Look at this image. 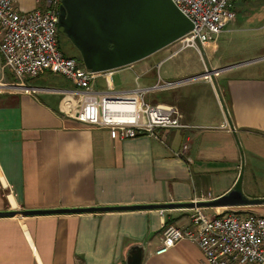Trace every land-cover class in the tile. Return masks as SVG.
<instances>
[{"label":"crops","instance_id":"1","mask_svg":"<svg viewBox=\"0 0 264 264\" xmlns=\"http://www.w3.org/2000/svg\"><path fill=\"white\" fill-rule=\"evenodd\" d=\"M16 6L29 12L41 4ZM255 29L234 20L196 49L168 46L95 79L92 89L104 92L107 82L113 91H129L194 77L145 95L150 104L175 106L185 129L112 140L106 129L63 110L75 87L51 73L26 80L39 89L35 94L0 95V212L208 202L229 193L239 176L245 197L264 199V73L255 70L264 54L240 55L243 44L233 53L231 38H223ZM206 70L217 74L205 80ZM114 79L135 85L115 89ZM0 82L15 83L1 56ZM203 212L264 217V204ZM191 214L181 208L0 218V264H125L133 247L143 251L141 264H203L190 241L156 255L163 227H187Z\"/></svg>","mask_w":264,"mask_h":264},{"label":"built area","instance_id":"2","mask_svg":"<svg viewBox=\"0 0 264 264\" xmlns=\"http://www.w3.org/2000/svg\"><path fill=\"white\" fill-rule=\"evenodd\" d=\"M60 0H37L41 7L22 12L15 0H0V56L3 69L15 83L4 86L9 91L35 94L39 89L26 84L45 73L59 75L75 89L66 95L64 111L74 110L76 121L89 127L103 128L112 140L124 141L138 136H155L159 130L185 129L183 116L171 105L150 104L145 95L158 89H170L188 81L161 82L150 88L129 91H94L93 83L102 73H94L58 48V11ZM190 20L192 30L179 43V50L198 48L221 34L234 21L236 0H170ZM175 52V53H178ZM217 73L202 75L211 80ZM79 100L77 105L76 101ZM66 109V110H65ZM120 114L118 120L112 117ZM184 145L183 150H186ZM206 202L197 198L194 204ZM162 213V212H161ZM187 227L166 224L162 244L156 255L165 254L181 241L196 244L204 256L203 264H264V217L256 214L226 212L206 215L203 208H193Z\"/></svg>","mask_w":264,"mask_h":264},{"label":"water","instance_id":"3","mask_svg":"<svg viewBox=\"0 0 264 264\" xmlns=\"http://www.w3.org/2000/svg\"><path fill=\"white\" fill-rule=\"evenodd\" d=\"M192 28L190 20L170 0H61L58 11V33L70 41L83 66L94 73L111 72L139 62L176 43ZM241 184L239 176L226 195L196 204L9 211L0 212V218L264 204V199L245 197ZM142 259V249L133 247L125 264H141Z\"/></svg>","mask_w":264,"mask_h":264},{"label":"rangeland","instance_id":"4","mask_svg":"<svg viewBox=\"0 0 264 264\" xmlns=\"http://www.w3.org/2000/svg\"><path fill=\"white\" fill-rule=\"evenodd\" d=\"M60 2L61 0L59 1V3ZM234 12H235V19H234L235 21H237L238 23H245L257 29L252 30V31H247L244 33L233 34V35L226 36V37L223 36V38H231V41H232L231 43L233 44L232 52L234 53L235 45L241 46L243 44L244 46L242 47V50L238 52V54L241 55L242 53V55H246L250 52L252 54H258L256 55L258 57L263 55L264 54V44H263L264 43V0H238V2H236L234 6ZM228 27H230V25H228ZM223 38L220 39V42H222ZM61 41L63 43V46H70L69 43L66 42L64 36H61ZM259 41H261V43H259ZM178 45L179 43H177L176 45H171L165 50L170 51L175 48L177 49V47H179ZM74 54L76 55L75 52H73V55ZM171 64H172V61L167 63L166 66L168 67V65H171ZM255 70L259 73H264V64L258 65L255 68ZM158 73H159V70H158ZM191 78H187L185 80H188ZM169 82H177V81H169ZM10 84L12 83H9V84L7 83V85H10ZM131 84L135 85L134 80L132 79L126 80L125 82L116 81V79H114L115 89H118V88L126 89ZM1 85L6 86V84L0 82V95L5 94L7 92H11L6 88H1ZM152 101H153V104H156L155 100H152ZM163 105H166V104H163ZM72 112H74V110H72Z\"/></svg>","mask_w":264,"mask_h":264},{"label":"trees","instance_id":"5","mask_svg":"<svg viewBox=\"0 0 264 264\" xmlns=\"http://www.w3.org/2000/svg\"><path fill=\"white\" fill-rule=\"evenodd\" d=\"M61 36H64V35H61L59 34L58 35V48L59 50L65 55V56H68L70 58H74L76 59L78 62H81V59H80V55L79 53L77 52V50L72 46V44L70 43V41L65 37V40L66 42L69 43L70 46H63V43L61 41ZM73 52L76 53V55L74 54L73 55Z\"/></svg>","mask_w":264,"mask_h":264},{"label":"bare ground","instance_id":"6","mask_svg":"<svg viewBox=\"0 0 264 264\" xmlns=\"http://www.w3.org/2000/svg\"><path fill=\"white\" fill-rule=\"evenodd\" d=\"M119 115L120 114H115L112 118L115 119V120H118L120 118H128V117H120Z\"/></svg>","mask_w":264,"mask_h":264}]
</instances>
